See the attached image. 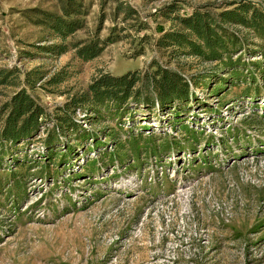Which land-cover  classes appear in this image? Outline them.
Here are the masks:
<instances>
[{"label": "rangeland", "instance_id": "1", "mask_svg": "<svg viewBox=\"0 0 264 264\" xmlns=\"http://www.w3.org/2000/svg\"><path fill=\"white\" fill-rule=\"evenodd\" d=\"M233 1L264 12V0H0V69L20 71L0 84V118L20 87L49 112L30 141H0V264H264V37L234 27L245 66L222 80L156 41L174 15ZM57 16L82 27L62 40ZM108 36L95 58L76 54L75 42ZM60 43V55L40 48ZM152 62L191 80L188 101L82 102L75 129L52 128L100 73Z\"/></svg>", "mask_w": 264, "mask_h": 264}, {"label": "trees", "instance_id": "2", "mask_svg": "<svg viewBox=\"0 0 264 264\" xmlns=\"http://www.w3.org/2000/svg\"><path fill=\"white\" fill-rule=\"evenodd\" d=\"M230 5H234L233 8L218 12L202 6L189 14L174 15L170 19L175 24L168 31L161 30L163 32L156 40L157 45L164 48L171 47L170 52L176 58L179 55H192L200 60L214 63L211 69L214 73H221L218 78L216 77L218 80L236 78L245 64L241 65L239 62L243 43L234 27L242 25L264 37V12H257L255 8L243 2L233 1ZM171 7L168 12H173ZM73 13L63 8L64 17H70ZM64 17L57 16L51 22V28L62 40L82 27V22L79 20ZM175 25H179L180 28L172 30ZM110 40L109 36L102 41L79 40L73 46L80 58L89 60L95 58L111 42ZM40 48L56 55L67 51V45L62 43L42 45ZM234 55H236L235 59H233ZM150 67L151 71L134 70L121 75L100 73L91 80L87 92L81 94L79 100H76L74 95L67 97L68 100L63 106L71 107V112L65 116L56 114L52 128L58 130L66 125L69 129H75L77 123L72 113L82 102L100 104L111 101L118 107L128 105L130 102L138 107H149V104L156 103L160 107H173L175 102L189 100L191 80L189 81L181 72L160 66L155 62H152ZM19 73L16 67L0 69V84L10 83L7 77ZM23 75L26 84L33 88L35 84L30 80L31 73L25 72ZM63 106L56 107V110H62ZM2 109L0 118L2 143L19 144L30 141L38 136L43 122L49 119V112L25 87L14 91ZM51 142L52 139L47 135L43 146L51 148Z\"/></svg>", "mask_w": 264, "mask_h": 264}]
</instances>
